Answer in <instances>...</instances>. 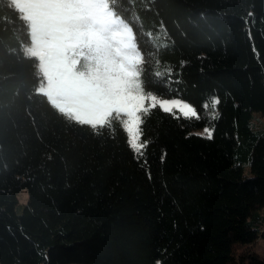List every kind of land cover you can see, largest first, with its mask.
<instances>
[{"label":"trees","instance_id":"1","mask_svg":"<svg viewBox=\"0 0 264 264\" xmlns=\"http://www.w3.org/2000/svg\"><path fill=\"white\" fill-rule=\"evenodd\" d=\"M61 3L70 66L128 112L57 106L29 20L0 0V264H264V0Z\"/></svg>","mask_w":264,"mask_h":264},{"label":"rangeland","instance_id":"2","mask_svg":"<svg viewBox=\"0 0 264 264\" xmlns=\"http://www.w3.org/2000/svg\"><path fill=\"white\" fill-rule=\"evenodd\" d=\"M18 2L31 28L32 40L26 46V51L40 59V69L44 76V82L39 88L41 91L46 93L57 106L72 111L78 119L85 122L102 123L114 110L128 112L127 108L106 103L102 87L75 72L70 66L65 48L69 34V20L75 17L72 7H64L61 0H18ZM132 95L140 107L147 103L159 104L164 109L180 112L177 105H191L180 98L161 99L155 95ZM125 126L131 144L138 146V119L127 115ZM206 129L211 132L208 127L199 128L196 132L208 135ZM27 198V192L23 191L20 195L21 203H26ZM254 248L264 256L263 239H258ZM157 264H160V261Z\"/></svg>","mask_w":264,"mask_h":264},{"label":"snow or ice","instance_id":"3","mask_svg":"<svg viewBox=\"0 0 264 264\" xmlns=\"http://www.w3.org/2000/svg\"><path fill=\"white\" fill-rule=\"evenodd\" d=\"M217 103L219 102L218 100L216 101ZM177 107L179 108L181 114L184 117H196L197 116V112L195 110V108H193L191 105L185 104L183 106L181 105H177ZM206 132H208V138H211V132L208 131L207 129L205 130ZM242 165L237 164V167H241Z\"/></svg>","mask_w":264,"mask_h":264}]
</instances>
